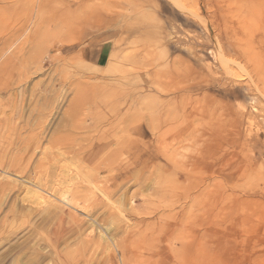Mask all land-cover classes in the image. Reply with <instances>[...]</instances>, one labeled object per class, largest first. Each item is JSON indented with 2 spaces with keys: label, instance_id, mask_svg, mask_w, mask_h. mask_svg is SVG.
<instances>
[{
  "label": "rangeland",
  "instance_id": "rangeland-1",
  "mask_svg": "<svg viewBox=\"0 0 264 264\" xmlns=\"http://www.w3.org/2000/svg\"><path fill=\"white\" fill-rule=\"evenodd\" d=\"M262 78L264 0H0V264H264Z\"/></svg>",
  "mask_w": 264,
  "mask_h": 264
},
{
  "label": "bare ground",
  "instance_id": "bare-ground-1",
  "mask_svg": "<svg viewBox=\"0 0 264 264\" xmlns=\"http://www.w3.org/2000/svg\"><path fill=\"white\" fill-rule=\"evenodd\" d=\"M261 60H262V59H261ZM262 84H264V78H262ZM262 84H261V85H262ZM262 87H263V85H262ZM262 89H263V88H262ZM229 90H230V88H229ZM229 93H230V92H229ZM232 93H234V92L232 91ZM192 109H194V108H192ZM238 110H239V109H238ZM240 110H241V109H240ZM191 111H192V110H191ZM237 112H238V111H237ZM209 115H210V114H209ZM209 115H208V116H209ZM206 116H207V115H206ZM214 117H215V116H214ZM214 117H213V118H214ZM215 118H216V117H215ZM30 191H31V190H30ZM32 192H33V191H32ZM37 195H38V194H37ZM38 198H39V197H38Z\"/></svg>",
  "mask_w": 264,
  "mask_h": 264
}]
</instances>
